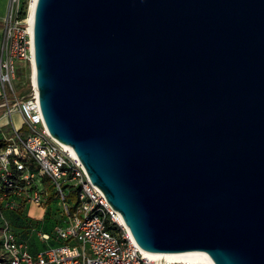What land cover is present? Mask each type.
<instances>
[{"label":"water","instance_id":"95a60500","mask_svg":"<svg viewBox=\"0 0 264 264\" xmlns=\"http://www.w3.org/2000/svg\"><path fill=\"white\" fill-rule=\"evenodd\" d=\"M32 33L45 127L140 249L264 264V0H36Z\"/></svg>","mask_w":264,"mask_h":264},{"label":"built area","instance_id":"2783aa9c","mask_svg":"<svg viewBox=\"0 0 264 264\" xmlns=\"http://www.w3.org/2000/svg\"><path fill=\"white\" fill-rule=\"evenodd\" d=\"M30 1L7 0L0 19V219L4 210L18 208L21 202L40 206L53 196L64 203L62 220L39 237L62 241L32 254L4 221L3 264H213L204 251L172 260L145 257L77 157L49 134L32 77ZM15 113L22 130L15 127ZM71 192L75 204L66 202Z\"/></svg>","mask_w":264,"mask_h":264},{"label":"crops","instance_id":"0c3cea01","mask_svg":"<svg viewBox=\"0 0 264 264\" xmlns=\"http://www.w3.org/2000/svg\"><path fill=\"white\" fill-rule=\"evenodd\" d=\"M6 3H4V6ZM4 6H3V9H4ZM4 13H5L4 10H2V12L0 13V19L4 15ZM29 205H27L26 209L29 207ZM30 209L31 211H33L34 215L32 213L31 214L28 213L29 216H31L29 218H36L38 220L37 224L39 225V229H38V232H33V233H29L28 235L27 234L25 235V236L30 237L29 241L24 239V222L20 218L16 219L14 216L10 215L9 213L5 214L6 216L5 218L7 220V221L5 220V222L10 225V229L14 230L15 234H17L18 236L17 238L23 243L27 242L26 243L27 248L32 254H35L41 251L46 246L56 245L60 243L62 240L56 237H50V239L48 240H43L42 238L39 237L40 233H50L51 232L53 228L52 220H49V222L47 223L44 220H42L43 213L41 210L37 208L36 205H32L31 207H29L28 211Z\"/></svg>","mask_w":264,"mask_h":264},{"label":"rangeland","instance_id":"374dc122","mask_svg":"<svg viewBox=\"0 0 264 264\" xmlns=\"http://www.w3.org/2000/svg\"><path fill=\"white\" fill-rule=\"evenodd\" d=\"M6 2H7V0H0V13L2 12V10H4V12H5L6 4L4 6V3H6ZM3 6H4V9H3ZM19 75H20V73H19ZM12 118H13V121H14L16 129L22 130V126L23 125H22V121H21L20 115L15 113V114H13ZM51 200H52V203H53L52 207L51 206L49 207L46 204L37 206V208L39 210H41L42 213H43L42 220H44L46 223L49 222V220H51V219H49L50 218L49 214L51 212H58L60 214V210H62L63 206H64V203L62 201H59L57 198H55L53 196L51 197ZM31 206H32V204L29 205V207H31ZM29 207L27 209H25V212H26V215H27L28 218L31 217V216H29V214L32 213L34 215L33 211H31V209L28 211ZM30 219L32 221H35L36 223H38V220L36 218H30ZM31 220H29V221L26 220L25 223H24V239H26L28 241H29L30 237L29 236H25L26 234L28 235L29 233L38 232V230H33V227H32L33 222H31ZM60 220H61V218H59V221ZM15 235H16V237H18L17 234H15ZM2 241H3V234H2V229L0 228V263H2L4 261L6 255H7L5 253L3 247H2Z\"/></svg>","mask_w":264,"mask_h":264},{"label":"bare ground","instance_id":"6f19581e","mask_svg":"<svg viewBox=\"0 0 264 264\" xmlns=\"http://www.w3.org/2000/svg\"><path fill=\"white\" fill-rule=\"evenodd\" d=\"M36 0H31L30 1V6H29V11H28V19L27 21L29 22V29L31 31V26H32V19H33V10H34V5H35ZM32 77L34 80V74H35V67L34 65L32 66ZM58 141V140H57ZM59 142V141H58ZM61 143V142H60ZM65 148H67L73 156H75L72 148L69 145H66L64 143H61ZM119 223L123 226V228L128 232V235L131 237L128 229L124 225L123 221L121 218H119ZM141 252L145 257H148L151 260L155 261H160V260H172V259H178L182 257H186L189 254L195 253L194 252H180V253H149L141 249ZM203 254H206L205 252H202ZM207 255V254H206Z\"/></svg>","mask_w":264,"mask_h":264},{"label":"trees","instance_id":"16d2710c","mask_svg":"<svg viewBox=\"0 0 264 264\" xmlns=\"http://www.w3.org/2000/svg\"><path fill=\"white\" fill-rule=\"evenodd\" d=\"M48 202H50V203L49 204H46V205H48L49 207L50 206L52 207V204L53 203H52L51 197L49 198ZM66 202H68L69 204L70 203L75 204V195H74V192L69 193ZM25 209H26V206L24 205V202H21L18 205V208H15L13 210H4L3 211V219H0V224L3 225L4 221L6 220V218H5L6 217L5 216L6 213H9L10 215L14 216L16 219H19L20 218L24 223H25L26 220L27 221L31 220L30 218L27 217L26 212H25ZM71 209H73V206L71 207ZM60 213H61V210H60ZM49 215H50V218L49 219L52 220V225H54L55 223H59L62 220L61 219L59 221V218H61V217H60V214L58 212H51ZM31 222H33V225H32L33 230H38L39 229V225L35 221H32L31 220ZM1 225H0V228H1ZM8 227L10 228V225L9 224H8ZM10 230L14 233V231L12 229H10ZM51 232H52V230H51ZM14 235H15V233H14ZM0 264H3V262L0 263Z\"/></svg>","mask_w":264,"mask_h":264}]
</instances>
